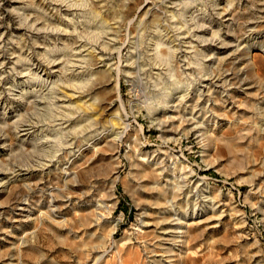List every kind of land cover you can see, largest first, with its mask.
Instances as JSON below:
<instances>
[{
	"label": "rangeland",
	"instance_id": "obj_1",
	"mask_svg": "<svg viewBox=\"0 0 264 264\" xmlns=\"http://www.w3.org/2000/svg\"><path fill=\"white\" fill-rule=\"evenodd\" d=\"M172 2L0 0L18 72L94 49L52 84L0 70V264H264V0ZM70 85L92 111L54 108Z\"/></svg>",
	"mask_w": 264,
	"mask_h": 264
},
{
	"label": "bare ground",
	"instance_id": "obj_2",
	"mask_svg": "<svg viewBox=\"0 0 264 264\" xmlns=\"http://www.w3.org/2000/svg\"><path fill=\"white\" fill-rule=\"evenodd\" d=\"M172 1H174V0H165V3H168V4H170V5H172V6H175L176 4L174 3V2H172ZM14 2H16V1H14ZM53 4V3H52ZM175 4V5H174ZM170 8H173V7H170ZM67 9H69V8H67ZM219 10V9H218ZM59 11V10H58ZM65 11L67 12L68 10H66L65 9ZM223 14V13H222ZM222 14H216V15H222ZM18 16H23L24 17V20H27V16L25 17L24 15H22V14H18ZM223 16V15H222ZM34 23H35V20L33 21V22H31V25L29 26V27H26V30L28 29L29 30V32H31L32 34H37L39 31H40V29L39 28H36V27H34ZM194 23H196V22H194ZM38 24V23H37ZM35 25H36V23H35ZM201 26V25H200ZM199 26V27H200ZM25 27V26H24ZM197 27H198V25H197ZM195 29V28H194ZM27 30V31H28ZM43 30V29H42ZM41 30V31H42ZM179 29L177 28V29H175L174 31H178ZM181 30V29H180ZM185 30V29H184ZM188 30V29H187ZM58 32V31H57ZM195 32H197V31H195ZM199 32H203V31H199ZM186 33H187V31H186ZM57 34H60V32H58ZM179 34H181L180 33V31L179 32H175V35H176V41H180V43H182L181 45L183 46L184 44H190V42L189 43H185L184 41H182V40H184V39H190V37H183V38H179ZM184 34V33H183ZM51 35V34H50ZM182 35V34H181ZM1 36L2 35H0V70L2 69V68H4V65L5 64H10L11 65V68L9 69L10 71H11V73H12V75H14L15 76V78H18V79H22V78H27V76H29L28 78H30V81H31V79L32 80H40V82H41V84H46V81H50V84H52V82H51V79H54V78H58L59 76V78H61V76L63 75L64 76V74H65V70L63 71V69L65 68V67H67L69 64H70V66H69V68H71V70L73 71V74L75 73V72H78V74H79V70L80 69H82V67H81V65L82 64H84V62L86 61L85 60V57L82 55V53H84V52H86V54H89L90 52H92V51H94V49L93 50H90V52H89V49H90V47L89 48H86V45H84L83 43H80L77 47H75V48H73L74 50H73V52L71 53V63H69V64H67L68 63V61L66 62V64H67V66H65V61L64 62H62V63H57V62H60V60H58L57 58H51V59H47V60H45V61H43L44 63H46L47 65H45V66H50V67H53V66H60V65H62V67H60V68H57V67H55L56 69H54L52 72L50 71V73H45V76H46V78L44 79H41V78H39L38 77V75L36 74L37 72H34V73H31V70H29V68L26 70L27 72L26 73H22L23 71L20 69V71L18 72V69H17V67H20V63H21V59L18 57V56H14V54H15V47L17 46H15L14 47V44H17V42H15V41H9V42H4L3 40H2V38H1ZM60 36V35H59ZM62 36H64V35H62ZM197 40V39H196ZM110 41V40H109ZM111 41H113V40H111ZM11 46V47H9L10 48V50H8L7 49V47L8 46ZM102 48H103V46H102ZM102 48H101V50H100V52H102L103 50H102ZM105 48V47H104ZM7 49V51H10L11 53L10 54H8V55H10L12 58V60H14V62H9V63H5L4 62V60H5V50ZM88 52V53H87ZM104 52V51H103ZM187 54H189V53H186L185 55H187ZM191 54V53H190ZM52 56H55L54 55V53H53V55ZM29 63V62H28ZM27 63V64H28ZM57 63V64H56ZM63 63H64V66H63ZM126 65L124 66V68H125V70L123 71V73L126 75V76H130L129 75V73L130 72H128L130 69H132V63H130L129 61H126ZM60 64V65H59ZM24 66V65H23ZM44 66V65H43ZM30 67V66H29ZM24 70V69H23ZM36 70V69H35ZM37 70H38V67H37ZM71 71V72H72ZM30 72V73H29ZM4 72H2V71H0V76L3 74ZM71 74V73H70ZM32 75V77H30ZM1 78V77H0ZM27 78V80H29ZM215 78V77H214ZM214 78H212V79H205V81H210V86H212V87H220V86H217L216 84H214V82H219V81H221V80H219V78H216V79H214ZM214 79V82H211L212 80ZM26 80V81H27ZM25 81V82H26ZM31 82H33V81H31ZM47 82V83H48ZM37 84V83H36ZM39 84V83H38ZM44 86V85H43ZM60 86H62V85H60ZM57 87V86H56ZM62 90H59V88L57 89V88H54L57 92V94L55 93V92H53V93H55V95L54 96H56L55 98H54V96L52 97V99L54 100V102H52L53 103V105L55 106L54 108L56 109V110H58V111H60L59 109H67V110H69L70 109V111L71 110H75V111H81V112H89V111H92V107H93V105L92 104H89V102L91 101L90 99H88V100H86L85 99V95L82 93V90H81V88L80 87H78V86H63V87H60ZM39 91V90H38ZM59 92V93H58ZM25 93V92H24ZM29 94V93H28ZM31 94V93H30ZM47 94V93H46ZM23 94H21L20 93V95H19V98L21 99L23 96H22ZM26 95V94H25ZM82 95H84V96H82ZM32 96V95H31ZM36 97V96H35ZM34 97V98H35ZM44 97V96H43ZM39 98V97H38ZM42 99V98H41ZM40 99V100H41ZM40 100L39 101H37V100H35V102L33 101H31V103L33 104V105H38L39 103H41L40 102ZM51 102V101H50ZM25 104H27V105H30L29 103H25ZM53 108V109H54ZM66 110V111H67ZM61 114H59L60 115V117L58 118V117H56L57 119L55 120V124L53 125V127L54 128H56L57 130H58V132L59 131H61L62 130V132L65 130V128H62V126L65 124V123H67L68 121H69V117H67L66 116V114H64V113H62V112H60ZM58 115V114H57ZM78 116H79V114H77ZM15 116V115H14ZM19 117V116H18ZM17 117V118H18ZM20 118V117H19ZM74 118V117H73ZM82 118V117H81ZM18 120V119H17ZM16 120V122H18ZM20 120V119H19ZM90 120V121H89ZM89 120H88V122H90V124L95 120V118H93V117H90L89 118ZM87 123V122H86ZM85 123V124H86ZM52 124V123H51ZM119 125L120 124H118V123H114V122H111L110 123V125H107V126H109V127H107L105 130H102L101 132H98V131H93V129L91 128V126H93L92 124H91V126H89L82 134L83 135H80L83 139H84V141H87L88 139H89V141H91V140H95V141H99V140H101V139H103L104 137H107L108 135H110V134H112L113 133V131L115 130V129H118L119 128ZM20 127L21 128H24L23 130H20ZM26 127V128H25ZM49 127H50V125H49ZM59 127V128H58ZM51 128V127H50ZM67 128V127H66ZM80 129V128H79ZM14 130H15V132H17L18 133V130H20L19 132H22V134H21V136L22 137H26L27 139L26 140H38L39 138H37V136L38 135H34L35 133H37V131H38V127L37 126H35V125H30V124H24V125H22V123H21V125L19 126V125H17V126H15L14 127ZM53 130V129H52ZM56 130V131H57ZM47 130H45V131H43V133H45ZM55 131V130H54ZM55 131V132H56ZM80 131V130H79ZM40 132H41V130H40ZM66 133H67V131H65ZM48 132H46V134H43V137L45 138L48 134H47ZM42 134V133H41ZM68 134V133H67ZM52 136V135H51ZM49 137V136H48ZM48 137L47 138H45L46 140L48 139ZM5 139V138H4ZM3 138H2V140H4ZM25 140V141H26ZM49 140V139H48ZM70 140V139H69ZM74 139H73V137H71V140L69 141V143L70 142H72ZM24 140L22 141V142H25ZM50 141V140H49ZM48 141V142H49ZM39 142H41V141H39ZM45 142V141H44ZM44 142H41V144L43 143L44 144ZM68 143V145L66 144V146L68 147V149L69 150H71V151H73L74 149H73V147H71V146H73L74 145V143H71V144H69ZM46 144V143H45ZM40 145V144H39ZM4 147H5V144H3L1 147H0V149H4ZM77 147V146H76ZM65 148V147H64ZM72 148V149H71ZM74 152V151H73ZM70 156H74V155H72V152L70 153ZM77 158V157H76ZM9 171V170H8ZM31 171V170H30ZM26 172H27V170H26ZM11 174L12 175H14L12 178L14 179V178H18V177H20L21 175L20 174H17L15 171H13V172H11ZM5 176L6 174L5 173H3L2 171H0V180H1V177L2 176ZM10 175V174H9ZM17 180V179H16ZM2 184V183H1ZM0 184V185H1ZM4 184V183H3ZM1 187V186H0ZM19 210H23V209H19Z\"/></svg>",
	"mask_w": 264,
	"mask_h": 264
}]
</instances>
